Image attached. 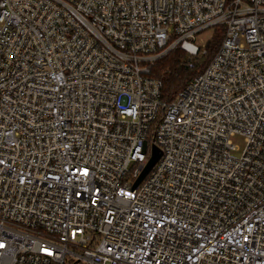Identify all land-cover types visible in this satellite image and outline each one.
Listing matches in <instances>:
<instances>
[{
	"label": "built area",
	"instance_id": "obj_1",
	"mask_svg": "<svg viewBox=\"0 0 264 264\" xmlns=\"http://www.w3.org/2000/svg\"><path fill=\"white\" fill-rule=\"evenodd\" d=\"M0 264H264V0H0Z\"/></svg>",
	"mask_w": 264,
	"mask_h": 264
},
{
	"label": "trees",
	"instance_id": "obj_2",
	"mask_svg": "<svg viewBox=\"0 0 264 264\" xmlns=\"http://www.w3.org/2000/svg\"><path fill=\"white\" fill-rule=\"evenodd\" d=\"M222 36L223 28L216 26L210 39L196 55L189 56L177 46L152 63L149 75L160 80L162 101L171 102L189 79L203 71L216 52Z\"/></svg>",
	"mask_w": 264,
	"mask_h": 264
},
{
	"label": "rangeland",
	"instance_id": "obj_3",
	"mask_svg": "<svg viewBox=\"0 0 264 264\" xmlns=\"http://www.w3.org/2000/svg\"><path fill=\"white\" fill-rule=\"evenodd\" d=\"M214 31V28L206 29L200 33H197L195 35V41L198 45L204 44L207 42L208 39H210L212 33ZM233 143L238 146V151H235L236 154H240L242 148L244 147V140L243 137L240 135H237L233 138Z\"/></svg>",
	"mask_w": 264,
	"mask_h": 264
},
{
	"label": "water",
	"instance_id": "obj_4",
	"mask_svg": "<svg viewBox=\"0 0 264 264\" xmlns=\"http://www.w3.org/2000/svg\"><path fill=\"white\" fill-rule=\"evenodd\" d=\"M160 155H161L160 149L157 146L152 145L150 158L147 164L145 165V167L143 168V170L141 171L140 175L136 179L133 186H136L138 182L148 173V171L151 169L154 163L158 160Z\"/></svg>",
	"mask_w": 264,
	"mask_h": 264
}]
</instances>
